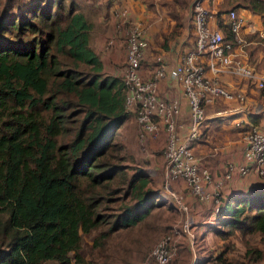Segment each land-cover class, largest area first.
<instances>
[{
    "label": "trees",
    "instance_id": "1",
    "mask_svg": "<svg viewBox=\"0 0 264 264\" xmlns=\"http://www.w3.org/2000/svg\"><path fill=\"white\" fill-rule=\"evenodd\" d=\"M98 1L84 3L98 7ZM78 3L0 0V264H97L99 259L112 264L107 249L113 235L135 227L165 204L149 188L144 169L129 173L121 163L123 147L114 137L131 116L123 107V83L103 73L100 55L89 42L93 26ZM233 7L264 20V0H243ZM217 23L230 38L229 27L219 19ZM27 35L25 46L13 45ZM231 104L216 98L209 108ZM261 117L249 113L245 120L256 126ZM237 118L228 116L230 121ZM217 122L223 121H207L192 148L207 145L203 132L211 139ZM232 126L227 133L238 132L240 138L248 129L246 124ZM193 154L204 166L200 153ZM182 187L191 201L206 205ZM207 205L208 218L195 222L193 231L205 226L222 239L254 235L264 246V187L225 198L222 194L216 214L214 203ZM92 232H97L91 247L96 262L81 254L82 239ZM197 242L194 233V248ZM245 244L246 261L233 264L264 259V251Z\"/></svg>",
    "mask_w": 264,
    "mask_h": 264
},
{
    "label": "built area",
    "instance_id": "2",
    "mask_svg": "<svg viewBox=\"0 0 264 264\" xmlns=\"http://www.w3.org/2000/svg\"><path fill=\"white\" fill-rule=\"evenodd\" d=\"M116 1V0H113ZM208 0L194 2L191 14V27L194 35V48L183 55L171 68H167L160 58L150 77H142L139 65L144 57V28L139 22H130L128 10L123 8L115 15L121 27H125L126 62L122 73L124 90V110L135 114L140 126L139 139L144 142L147 137H157L163 126L166 142L164 150V192L163 197H171L181 214L180 222L172 229L173 236L182 238L194 253L193 220L190 208L185 199L172 189L171 184L181 182L188 188L190 194L201 203H214V211H219L222 196L220 188L224 182L234 176L244 177L250 173L264 178V129L244 118L233 121L237 127L246 124L247 131L241 137L242 163L231 160L224 161L221 177L214 178L208 168L202 166L195 158L192 141L199 138L201 128L211 118H227L231 115H246L257 112L258 107L248 103L245 92L231 91L220 82V75L228 73L252 85L257 91L264 89V74L258 73L252 65L242 60L240 32L245 26V20L234 10L222 13L217 18V12L208 8ZM217 19L227 25L230 38H227L218 26L211 23ZM218 24V23H217ZM113 41L107 42L110 46ZM205 68L212 77L205 75ZM168 79L179 82L189 111L187 132L179 135L181 102L178 98L165 99L159 94V81ZM221 98L226 103H233L222 110H212L207 113V107ZM177 248L173 237H165L151 250L149 258L155 264H168L177 257Z\"/></svg>",
    "mask_w": 264,
    "mask_h": 264
},
{
    "label": "rangeland",
    "instance_id": "3",
    "mask_svg": "<svg viewBox=\"0 0 264 264\" xmlns=\"http://www.w3.org/2000/svg\"><path fill=\"white\" fill-rule=\"evenodd\" d=\"M133 1L138 3V6L140 5V9H142L144 15H146L148 12H152L156 15V17H158V23L161 26V30H164V28H171V26H173L172 28L174 29L172 30L171 28L170 32H174V30H176L175 28L179 26L178 24L181 22L183 14L186 16H191L193 4L197 0ZM240 1L243 0H208L207 5L212 12L214 11L218 13L222 11L224 14L229 10H234L237 14H240L239 10H242L243 8L237 7V9H234L233 7L236 2ZM77 2L81 3L80 0H77ZM86 6L90 7L91 9H88L95 12L94 14H97L98 8L95 4H93V2L91 5H84L83 11L89 15V11L85 10L87 9ZM127 10L128 18L130 20L128 24L132 22H139L145 31V27L143 25L145 24L143 20L144 18L139 20L141 18H137L136 10L135 17L130 18V16H132L131 11L129 9ZM261 23L264 25V20ZM262 29H264V27ZM29 38L30 36L27 35L23 39L13 42V45L25 46L24 43H26ZM255 41L261 43L260 49L263 52L262 61H264V37L262 38L256 36ZM255 94L250 96L251 99L253 97L256 100H261ZM215 107L216 109L222 110L227 106L224 107L223 105H219V107H217L216 105ZM207 110L208 114H211L210 111L212 109H210L209 106L207 107ZM130 115V118H128L125 123L117 130L114 137V141L123 147L124 153H120V155L122 154L124 159L121 161V163L124 166L130 168L129 173H133L139 168L144 169L145 174L150 182L149 188L157 190L161 195L164 192L165 161L163 157V151L166 137L163 134L164 137L162 140H160L157 136L150 137V140L147 139L149 141L146 140L147 142H141L139 139L140 126L137 123L136 115ZM220 119L223 122L228 121V117ZM230 130L231 129H227V127H222V129H219L218 131L212 130L210 136H208L211 139L206 138L208 131H205V133L203 132L202 139L209 140L206 146L208 153L203 156L200 154L199 157H201L200 162L209 170L213 164H217L221 165L219 168H221L223 171L224 163H222V161L224 162V159H229L232 156L230 153L231 151H228L229 149H223V147L227 145L229 141L232 143L229 145V147L234 149L237 148L239 134L238 132H236L235 135L227 133ZM246 131L247 130L244 132ZM244 132L242 133L244 134ZM171 186L173 190L179 192V194L187 201L188 206L191 208L190 217H192L194 226L195 222L199 220L195 218L197 215L196 210L198 206L201 205L191 201L189 194L184 191L185 189L182 190L181 186L175 185L173 183ZM162 199L165 200L164 206L154 209L144 221L135 227L121 230L113 235L109 241L107 249V253L112 256V264H155L154 261L149 258V254L159 241L168 236L173 237V244L177 248V254L179 256V259L173 264H199V261H203L204 259H206V262L203 264H233L235 262H244L246 261L243 256V254H245V249H247L245 244L246 241L251 247L260 248L259 250L264 251V246L257 236L247 235L245 239L238 236L222 239L213 233L214 230L207 231L204 227H198L194 231L192 229V232L195 233L198 242L195 246L194 253H191L182 238H176L173 236L172 229L181 220L180 212L177 210L171 197L162 196ZM197 213L199 214V212ZM95 235H97V232H92L90 235L84 236L82 239L81 254L86 261L93 260V257L95 258V252L94 256H91L92 240ZM202 236H204V238H202ZM226 248H229V250L225 251ZM221 252H224V255L218 259ZM94 261L96 262V258ZM263 263L264 259H260L256 264ZM97 264H101V259H99Z\"/></svg>",
    "mask_w": 264,
    "mask_h": 264
},
{
    "label": "crops",
    "instance_id": "4",
    "mask_svg": "<svg viewBox=\"0 0 264 264\" xmlns=\"http://www.w3.org/2000/svg\"><path fill=\"white\" fill-rule=\"evenodd\" d=\"M106 1L107 0L98 1L101 3H99V6L97 7V14H94L95 12L90 11L88 9L90 7L86 6L87 9L85 10L89 11V15H87L83 11L84 5H86V3H84L85 0H81L80 4L82 11L85 13L87 19L93 26L90 34V46H92L96 53L100 55L102 71L106 75H111L122 79V73L126 62L125 27H121L119 25L118 18L115 13L123 8H127L131 11L132 16H130V18L135 17V10L137 11V18H141L139 20H142L144 18L143 20L145 24L143 25L145 27V48L142 64L139 68V73L142 77L147 78L151 76L156 65H158L159 63L157 62L158 58H160V63L162 62L165 66H167V68H171L177 64V62L183 55L192 50L194 44V35L191 27V16H186L183 14V18L178 24L179 26L175 28L176 30H174V32H170V29L173 26L170 25L171 28H164V30H161V26L158 23V17H156V15L152 12H148L146 15H144L142 9H140V5L138 6V3H135L133 0H111L110 2ZM239 13V15L242 16L245 20V26L240 32L242 39V51L245 54V57H243L242 60L252 65L258 73L264 74V61H262L263 52L260 49L261 43L255 41L256 36L262 38L264 37V29H262L264 25H262L261 23L263 22V20L259 15L252 13L247 9L239 10ZM211 24L215 27L217 26L216 21H213ZM173 29L174 28H172V30ZM110 40L113 41V44L108 46L107 42H109ZM205 75L207 77H212V75L206 68ZM219 78L220 82L223 83L227 89L231 91L240 90L245 92L246 96L248 95V103L254 104L259 108L257 112H252V114L262 115L256 126H262L264 124V89L261 91H257L252 85L244 84L243 81L228 73H222ZM158 85L159 94L162 98L169 100L178 98L181 102V113L178 121L181 126L179 129V135L183 137L188 128L189 111L187 102L183 96L182 86L179 82H172L166 78L161 79ZM253 94L257 95V97L261 100H256L253 97L251 99L250 96H252ZM222 104L226 105L225 103ZM212 110L219 109L215 108ZM238 116L239 119H246L245 115ZM221 123L220 125L219 123L215 124L217 125L215 128L222 129V127H227V129L232 130V125H234L233 120L230 121V119H228V121L226 122ZM206 125L207 123L204 124V126ZM215 125L212 126V130H215ZM204 126L202 128H204ZM159 127L160 131L158 138L162 140L165 133L161 124H159ZM231 144L232 143L229 141L227 145L223 147V149H229L228 151H231L230 153L232 154L231 158H226L225 160H231L236 164H241L243 147L241 138L239 137L237 148L234 149L229 147V145ZM206 146V144L196 145L192 148V150H194V153H196V155H199L200 153L201 156H203L208 153ZM219 167L220 165L217 164H213L210 167V171L212 172L214 178H218L219 176L221 177L222 170ZM180 184L181 189L183 190L184 188L182 186L184 185L182 183ZM256 186L264 187V178L257 177L252 173L244 177L234 176L231 180L224 182L223 186L220 188V193H222L223 197L225 198L228 194L231 193L248 192L255 190L257 189ZM197 212H199V214ZM196 214V219L200 220L202 219V217L208 218L209 205L206 204L198 206ZM210 219H212V217ZM185 244L187 245L189 251L192 253L191 248L188 246L186 241Z\"/></svg>",
    "mask_w": 264,
    "mask_h": 264
}]
</instances>
